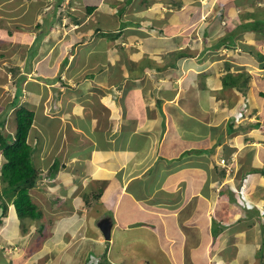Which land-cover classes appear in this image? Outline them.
<instances>
[{"label": "crops", "instance_id": "obj_1", "mask_svg": "<svg viewBox=\"0 0 264 264\" xmlns=\"http://www.w3.org/2000/svg\"><path fill=\"white\" fill-rule=\"evenodd\" d=\"M13 1L10 0V2ZM37 1L45 3L44 0H25L34 7H36ZM82 1L84 3L81 0L76 2V8L79 10L82 5L85 7L84 9L87 7L96 8L97 15L94 21V17L91 18V16L90 20L82 19L81 15L77 14L80 12L74 13L75 11L70 8H67L69 18L66 20L61 13L65 7L64 4L61 10H54L58 15L61 14L62 18L60 16L58 18L54 13L52 15L44 14L43 17L35 10V18L30 22H22L24 29L16 35L22 38L26 36L27 43L35 35L36 49H40L42 56L43 53H46L45 60L38 61L36 66L39 67L36 69H34V63L33 65L28 64L30 57L28 53L27 62L24 63L25 67L21 66L23 69L30 73L36 70L37 74H40L45 65H52L56 61L57 66L61 65L59 71L68 73L70 80L79 79L84 86L83 94L80 93L76 99L68 95L65 102L56 100V104L53 105V113L57 116L51 117L49 114L48 117H45L46 113L42 112L38 114L36 151L39 156H41V151H47V160H53L48 176L58 173L56 170L61 165V157L64 160H72L81 152L89 155L88 150L92 148L91 152L96 149L108 151L103 157L94 156L92 158L97 166L95 170L88 166L87 161L84 177L92 182L98 176L101 179L106 174L114 176L116 186L113 187L111 194L113 200L110 205L107 204L110 195L103 199V188L97 192L92 190L83 193L85 205H87L86 198L92 193L99 194L100 198L95 199V205L91 206V203L87 205L89 211L84 215V218H82V214L79 215L80 221L87 219L88 224L91 225L86 228L81 227L79 233L75 232L77 234L74 236L80 235L82 239L85 238V241L88 240L86 241L88 246L92 245L95 248V256L101 258L106 254L107 261L111 264L129 263L130 260L135 259V252H139L138 256L142 255L140 249L143 246L137 245L134 240L149 246L148 254L153 259V264H207V262L216 264L222 256L228 261V264L230 261L236 262L238 255H230V258L229 253L224 252L226 246L217 244L216 239L213 238L214 231L212 230L218 219L214 218L215 211L211 210L207 199L209 191H212L214 183L220 177L217 161L209 153V151L212 153L210 148L216 146V138L211 136L210 132L213 127L210 120L214 119L218 123V125L215 124L214 129L222 128L224 123L227 125L224 127L228 128L234 120L232 116L236 115L238 113L236 111L242 107L240 104H235L236 106L233 103L230 104L231 102L230 105L227 103V106L221 104V112L211 113V115L208 113L207 116L200 119L198 113L201 111L197 107L202 106V110L205 108V111L211 112L212 105L218 101L217 98L215 100V92L218 88L213 85L216 86L219 77L206 74L207 89L196 87L198 81H192L194 79L192 72L197 71L191 68L188 61L186 69L189 73V82L188 79L186 81L188 87L187 89L182 88L177 101L182 104L183 108L192 110V114H186L183 110L179 111L178 108L171 106L170 100L175 91L170 90H172L171 85L176 78L184 74L183 70L179 68L159 70L160 67L152 61L154 60L153 54L161 59L164 52L177 50L178 47L181 49L184 45L182 37L175 36L185 27L182 25L181 15L178 14V10H185L181 4L182 0L180 2L131 0L128 3L126 0ZM179 4L181 5L179 6ZM246 6L241 3V7ZM49 7L50 5L45 9L41 8L40 12L44 10L42 12L47 13ZM89 14L92 15L93 12ZM198 14L201 16L200 12ZM204 16L205 13L202 17ZM8 17L0 18V38L3 43L7 42V32H12ZM58 21H62V27L55 30L54 27L58 25ZM34 22H36V34H30ZM110 22L113 24H109ZM42 23L43 25H41ZM63 23L67 24L66 27L63 26ZM207 32L213 37L210 30ZM106 34L111 36L108 40L113 39L115 46L99 50L96 47L98 41H104ZM198 42L201 41L198 40ZM201 43H196V48L201 50ZM216 45H203L204 49L202 50H206L208 47L210 51H216L222 47L215 48ZM62 50L66 51L64 55ZM80 51L86 53L85 58L80 55ZM98 53L106 57L92 59L93 55ZM79 56L80 59L77 60ZM16 57L15 54V59ZM155 59L157 60V58ZM202 63L204 62L200 64ZM109 68H117L118 71H109ZM138 70L139 74L136 75ZM146 75L148 79L145 78ZM35 78L36 82L40 80L44 82L34 91V94L39 98L47 93L46 85H54L56 81L60 80V77L53 79L51 75L44 78L35 75ZM155 89L157 90L155 91ZM225 89L230 90L222 86L218 92ZM160 90L171 92V94L166 95L165 93L164 96L163 93H159L160 96H163L161 98L158 95ZM88 97L91 98V105L81 108L88 101ZM160 102L162 105L159 107ZM252 107L257 108L252 105L250 106L251 110ZM78 108L84 112V118L87 119L82 122H85L83 126L86 129L77 127L75 124L81 122L80 115L76 113ZM87 109L89 110L87 111ZM65 112L71 114L70 120L60 119V115ZM223 113L225 115L221 116ZM50 124L52 125L50 126ZM206 124H210L208 128ZM54 125L56 126L55 130L51 129ZM86 132L103 135L90 139V143L78 144V146H87V151L80 150L77 145L71 147L72 145L69 144L71 139L74 136H82ZM202 134L206 135L202 136ZM204 141H210L206 146L209 151H205L207 152L205 156H200L195 147ZM226 154H229L228 150ZM73 162L79 163L78 160ZM56 165L57 168L51 173ZM74 172L75 170L70 171L73 174ZM78 173L81 172L78 171ZM84 177L79 175L76 178H80L84 182ZM105 180L106 177L103 179V186ZM65 181L66 183L74 182V184H71L69 189H62L63 208L65 210L69 207L73 209L74 206L76 211L78 210L76 194L82 188L81 183L83 182L78 183V180L74 178H67ZM57 187L61 188L58 183ZM247 192L250 194V199L246 200L248 208L264 205V194L255 196L249 190ZM66 198L73 199L74 204L72 205V202L67 201ZM117 211H120L121 214L112 218L111 212ZM238 214L235 218L226 219L227 221L234 219L233 224H237L235 229L242 231L239 232L241 234L235 236L236 242L241 247L242 254L240 253L239 260L242 263L248 257V253L254 252V246L260 242L261 237L258 225L253 224L254 219H248V212L245 216L247 220L243 219L244 215L240 219L241 214L239 212ZM99 215L102 216L98 218ZM90 216L92 218L89 220ZM104 219H109L112 223L109 242L105 240L98 227ZM68 224L70 225V223ZM15 225L14 229L10 230L11 236H14V233L18 235L19 227ZM244 226L249 228L244 231ZM1 229L3 230V227H0V234H2ZM91 230L96 233L94 234ZM30 231L27 229L24 232L23 226L22 236L26 234V237H30L27 236ZM245 235L247 236L246 240ZM0 236L5 239L0 241V264H33L35 261L37 262L36 239L25 241L22 246H16L19 249L18 253L22 255L19 258L14 255L17 254L16 252L13 254L7 250L13 244L10 235ZM90 238L97 239L96 243L90 242ZM123 246H128V252L124 250L125 247L123 248L124 256L120 257L118 254L116 256L114 252ZM250 247L253 250H250ZM231 248L233 249V247ZM61 251V254L58 253L60 256L57 254L58 251L54 253V258L59 259L62 264L63 262L69 264L71 255L67 253V250ZM60 257L63 258L60 259ZM22 260H28V263ZM52 262H54L53 258Z\"/></svg>", "mask_w": 264, "mask_h": 264}, {"label": "rangeland", "instance_id": "obj_2", "mask_svg": "<svg viewBox=\"0 0 264 264\" xmlns=\"http://www.w3.org/2000/svg\"><path fill=\"white\" fill-rule=\"evenodd\" d=\"M45 3H42L40 1L36 2V13L37 14H44L42 11L40 12V9H45L46 6H49V10L47 14L54 13L55 16L62 18V15H64V18L68 20L69 10H62L61 14H57L54 12L56 0H44ZM63 1V0H62ZM79 0H71L69 3L65 4L67 8H70L72 11H75L74 13H77L79 16L81 15V18L86 20H90L93 18V21L95 20V17L97 15V9L93 11V14L90 15L89 12L84 9L85 7L82 5L79 10L76 8V2ZM92 1V0H87ZM131 0H126V3L130 2ZM169 1V0H168ZM180 2L181 0H172ZM22 0H14L13 2H10V0H0V18L2 16H9L16 19L18 22H30L32 21L36 14H35V7L31 4L27 3H21ZM81 2H83L81 0ZM183 7H185V10H178V14L181 15V21L183 22L182 25L185 27L179 31L175 36L182 37L184 40V45L180 49L179 47L174 49V51L179 50H188L190 55L189 57H186L185 59H180L178 61L179 69H182L184 74H182L181 77L176 78L175 82L172 83L170 91L173 92V97L170 100L171 106H174L175 108H178V110H183L186 114H192V110H187L186 107L183 108L182 104H180L177 101V97L179 92H181L182 88L187 89L188 85H186V81L188 79L189 82V73L186 71L187 69V62H190V66L192 69H195L197 72H200L202 75L205 74H211L212 76L216 75L219 77L218 83L213 85V87L218 88L215 92V100L217 98L218 101L214 105H212L213 110L211 112L202 110L201 107H197L199 109L198 114L200 115V119L203 116L211 115V113H219L221 112V104L224 106L232 104L233 105H239L243 108V104L246 102L247 107L245 108L247 114L251 117H244L241 115L240 110H237L238 112L236 114V118L233 120V129L236 131L234 133H229V128H226L227 125L224 123L222 128L214 129L218 125L217 122L214 121V119L210 120V124H212L213 127H211V133L214 138H216V146L211 147L212 150L209 151L206 147L208 146V143L210 141H204L203 143L197 145L195 147L196 150H198V153H200V156H205L207 152L209 151L210 155L215 158L217 163L221 160V158H226L228 156V159L230 162L233 163L232 166V172L229 174H226V179H217L212 188V191H209V198L207 199V202L211 206V210L215 211L214 218L218 219L217 224L215 228H213L212 231H214V239H216V243L220 245H224V252L229 253L228 256H237V261H230L229 264H262V255L259 251L261 248V244H263L264 239V205H261L259 207L254 208H248L246 206V200L250 199V194L245 190L249 186L250 193L252 192L255 196L264 194V175H261V173H257L253 177V170L254 169H262L264 170V99L260 98L258 96V91L263 90L264 87H254L253 86V80L259 81L261 83H264V62L261 63L259 66V63L257 59H255V56H251L249 52L257 53H264V34H254V33H240L237 38L236 42L238 43L234 48H227L225 46L220 47L216 51L212 50L210 51L207 46L216 45L217 43L222 42L227 38V36L235 31L234 28L238 27L240 23H248V22H254V17L250 18L249 20L246 18L241 19V16H247L249 13H255L258 15L259 18H261L260 14L262 15V18L264 17V0H182ZM62 3H65L64 1ZM84 3V2H83ZM229 3H233V7H229ZM241 3L243 5H247L246 7H241ZM251 3L253 6H251ZM179 4V6L181 5ZM189 6V7H188ZM62 8V6H60ZM176 10V9H175ZM83 11V13H81ZM253 11V12H252ZM200 12V15L198 14ZM205 13V16L202 17ZM44 17V15H42ZM207 17V18H206ZM211 20V21H210ZM246 21V22H245ZM109 24H113L110 22ZM136 26L138 24L136 23ZM209 27V29H208ZM55 30H59L57 26L54 27ZM143 29V28H142ZM237 29V28H236ZM144 30V29H143ZM208 30L212 32L211 37L208 34ZM243 30V29H241ZM205 35L203 36V34ZM32 34V32H31ZM106 39L104 41H98V44L96 47H98L99 50H105L108 46H115L113 43V39L110 41L108 39L111 38L109 34L104 35ZM22 37H15L13 39L12 43L9 45H6V51L5 53L10 55V61L7 65H4L3 63H0V115L5 111V109L8 107V102L12 101L14 99V93L16 91V86L12 82V78H10L9 75V68L10 67H17L14 68V70H18L17 65H21L23 68L24 63L26 64L28 59V53L29 54H37L32 60V65L34 63V69H36L39 66H36L38 61L42 62L45 60V54L42 56L40 49H36V39L35 35H33L30 38L29 43L27 39ZM33 39L35 40V43L33 42ZM200 40L201 42H198ZM172 41V40H171ZM196 43H201L202 49L203 45H207L206 50H202L200 55V49L196 48ZM243 45L244 48L241 46ZM66 48L65 46H63ZM249 49V50H248ZM246 50V51H245ZM63 51L66 53L65 50ZM65 51V52H64ZM174 51H167L164 52V55L161 56V59L156 56V54H153L154 63H156L159 67L166 66L170 61L175 60V54ZM249 51V52H248ZM15 53L17 55L16 59L15 57L11 56V54ZM22 55V57H21ZM80 55H82L83 58L86 57V53L80 51ZM204 55V57H203ZM105 55H102L100 53L94 54L92 59L101 58L104 59ZM156 56V57H155ZM61 57V56H60ZM106 57V56H105ZM164 57V59H162ZM157 58V60L155 59ZM15 59V60H14ZM80 59V56L77 60ZM199 59V60H198ZM52 61V59H50ZM54 61V60H53ZM201 62H204L200 64ZM192 63V64H191ZM200 64V65H199ZM16 65V66H15ZM61 65L56 64V61H54V64L45 65V68L43 72L40 74H37V71L34 70L32 73L27 74V82L23 84V91L26 92L23 94L21 103L26 106V104L31 105L30 109L33 111L40 113L43 111V113H46L47 115L51 114V117L57 116V114L53 113V105L56 104V100L59 102L62 100L65 102L67 96H72L74 99L79 97L80 93L83 94L84 86L81 84V81L77 78L68 79V73L59 71ZM22 68V69H23ZM230 68V69H229ZM248 68V69H247ZM48 69H52L49 71ZM102 69V68H101ZM229 69V70H228ZM24 70V69H23ZM22 70V71H23ZM113 70V72L118 71L117 68H109V71ZM26 71V69L24 70ZM231 71L234 76L236 75H243L244 73H250L251 76V82H249V88L248 93L246 95H243L241 92H238L235 88H232L230 90H221L223 86V78L228 74V72ZM69 72V70H67ZM136 75L139 74V70L135 73ZM35 75H40L41 77L49 76L51 75L53 79H58L60 77L59 81H56L54 85H46L47 93H44L40 98L34 94V91H36V88L43 85L44 82L42 80L36 82ZM194 75V74H192ZM146 79H148V76H145ZM191 78V77H190ZM193 78V76H192ZM244 78V77H243ZM241 79V81L243 80ZM28 81L31 83L29 86H26ZM144 81V79H143ZM193 81V79H192ZM198 81V84L196 83V87L200 86V81ZM204 81L206 82V79L204 78ZM37 84V87H36ZM195 85V83H194ZM241 85L244 86V82L242 81ZM160 89H163L160 87ZM33 90V91H32ZM157 89H155L156 91ZM161 91V92H160ZM159 93H163L165 96L168 94V91L164 92L165 90H160ZM58 97V98H57ZM159 97L163 98V96ZM221 98V99H220ZM251 98V99H250ZM254 98V99H253ZM253 99V100H252ZM57 101V102H58ZM250 101L252 105H255L257 107L256 112H252L250 109ZM231 102V103H230ZM91 98L88 97V101L82 105L81 108L84 106L91 105ZM230 103V104H229ZM192 105V104H190ZM235 105V106H236ZM245 105V104H244ZM249 105V106H248ZM69 106V105H67ZM194 106V105H192ZM79 107V106H78ZM211 107V108H212ZM45 108V109H43ZM43 109V110H42ZM89 109H87L88 111ZM205 111V113H204ZM217 111V112H216ZM219 111V112H218ZM182 112V111H181ZM76 113L80 115L81 122H76L77 127H83L85 124L82 123L83 121H86L87 119L84 118V112H82L81 109H77ZM38 115V114H37ZM225 113H223L221 116H224ZM60 119L67 121L70 120L71 114L68 112H65V114L60 115ZM36 116H35V124L32 126V130H36L34 127L36 125ZM15 110H11L9 114L7 115V119L5 122V125L3 128L0 127V133H14L15 132ZM242 122V123H241ZM253 123V122H260L261 127L257 130H241L239 128L240 125L242 127H245L247 123ZM44 124V122L42 121ZM206 123V122H205ZM205 123H203L205 125ZM210 124H206V127L208 128ZM52 124H50L51 126ZM232 127V123H230ZM226 126V127H224ZM56 126L54 125L51 127V129L55 130ZM50 129V128H49ZM86 129V128H85ZM207 130V129H206ZM227 130V131H226ZM90 135V136H89ZM103 134H96L94 132L88 134V132L82 134V136H74L69 144L73 146L78 144H84V143H90L91 140L95 137H99ZM206 134H202V136H205ZM33 131L30 134L29 142H32L33 138ZM247 141H245V140ZM213 141V140H212ZM214 141V142H215ZM211 144V143H210ZM80 150H86L87 146H78ZM92 149H89V155L85 152L79 153L77 157L72 158V160H64L61 157V165L56 170L55 175L48 176L49 169L52 165V161H48L47 159V151H41V156L38 154H34V163L37 165L38 168H42V180L39 182L37 188L31 190V196L33 198L34 203L38 206V209H40L43 213V217L40 221H34L30 219H24L20 220L13 210V204L9 202L7 215L1 218V224L0 227H3V230L1 229L2 234H9L11 237L12 247H9L7 250L11 253L16 252L19 258L22 257L21 253L19 254V249L16 248V246L22 244L25 241H34L36 239V257H38L37 262L35 261L33 264H62V262L58 259L54 258V253L57 254L61 252H64L67 250V253L71 255L70 263L69 264H90L92 260L95 258V248L92 245L88 246V240H84L85 238H81L80 235L74 236V234H77L75 232L79 233V229L81 227L86 228L87 226L91 225L88 224L87 219L84 221H80V216L82 214V218H84V215L88 213L89 207L85 205L84 203V196L83 193L90 192L94 190L95 192L101 190L103 191L102 197L109 199V202L107 204H111L113 197H112V190L115 185V179L114 176H111L110 174L103 175L102 179L100 176L93 179L92 182L89 180H86L84 175L85 173V165L88 161V166L91 167L93 170L97 169L96 163L93 162L92 158L94 156L96 157H103L106 152L103 149H96L91 152ZM227 150L229 151V154L227 155ZM87 151V150H86ZM91 152V153H90ZM204 153V154H203ZM203 154V155H202ZM230 156V157H229ZM45 157V158H44ZM78 160L79 163H74L73 161ZM205 161V159H203ZM63 163V164H62ZM47 164V165H45ZM45 165V166H44ZM44 166V167H43ZM71 170H75L74 174L70 173ZM81 172V173H78ZM252 172L250 174L249 172ZM248 173V174H247ZM73 174V175H72ZM75 175V176H74ZM79 175L84 177V182L81 181L80 178H76ZM99 175V174H98ZM111 178H108L110 177ZM246 176V178H243ZM251 176V178H250ZM71 179H77L78 183H81L82 188L77 192V203H78V210L75 211V208L73 206L72 208L64 209V200L62 199V189L66 190L69 189L71 184H74V182L66 183L65 179L67 178ZM106 177L104 186H103V179ZM254 178L258 179L255 180ZM252 182H258L254 185H252ZM57 183L61 186L60 189L57 187ZM66 184V185H65ZM4 186L2 183L0 185L1 189ZM116 193V192H115ZM74 198V200L76 199ZM67 201L73 203V199L66 198ZM214 199V201H213ZM213 201V202H212ZM91 206L95 203V199L90 200ZM95 205V204H94ZM69 210V211H68ZM238 212L241 214V216L244 215L243 219H245V216L248 212V219H254L253 224H257L259 227V234L261 237V240L259 243L255 244V250L252 253H248V257H246V260L244 262H240L239 257L242 254L240 244L236 242L235 236L237 234H241L235 228V225L232 221H227L226 218L233 217L235 218L236 215H239ZM94 213V212H93ZM121 212H111V217L119 216ZM254 215V216H253ZM102 215H99L98 218H100ZM92 218H88L89 220ZM61 219V220H60ZM69 219V220H68ZM55 220V221H54ZM63 220V222H62ZM247 220V219H245ZM70 221V222H68ZM80 221V226H79ZM72 222V223H71ZM70 223V225L68 224ZM263 223V224H262ZM18 225L19 229H17V234L14 233V236H11L12 232L10 230L14 229V225ZM43 224V227L41 228V225ZM15 225V226H16ZM25 226L26 229L34 230L30 231L26 237V234L22 236V227ZM52 226V227H51ZM240 226V225H239ZM34 227V229H33ZM51 227V229H50ZM99 227V226H98ZM247 226H244V231L247 230ZM64 229V230H63ZM76 229V230H75ZM100 229V228H99ZM234 229V230H233ZM94 234L96 233L94 230H91ZM25 232V230H24ZM40 232V233H39ZM101 232V230H100ZM102 233V232H101ZM216 234V235H215ZM253 234V233H252ZM212 238V234H209ZM262 235V236H261ZM88 236H90V233H88ZM104 237V236H103ZM140 238V237H139ZM20 239V241H19ZM247 239V236L245 235V240ZM5 240L2 236H0V241ZM7 240V239H6ZM97 239L90 238V242L96 243ZM135 243L139 246H143L142 249H140V252L142 255H139V252L136 253V257L133 260H130L129 263L126 264H153V259L148 254V245H143L138 242V240H134ZM238 244L234 245L233 244ZM264 245V244H263ZM126 247V248H125ZM135 247V246H134ZM233 247V249L231 248ZM123 248L126 252H128V246L119 247V250L114 252V254L117 256V254L122 257L124 256ZM250 250H253L252 247H250ZM102 249V248H101ZM244 250V249H243ZM263 253H264V247H263ZM61 254V253H60ZM58 254V256H60ZM92 254V255H91ZM93 256V257H92ZM230 256V258H231ZM52 258L54 259V262H52ZM63 257H60V259ZM66 258V257H65ZM229 258V260H230ZM69 259V258H68ZM26 263H28V260H22ZM64 264V262H63ZM208 264V262H207ZM211 264H215V262H212ZM216 264H228V261L225 260L224 256L219 260V262H216Z\"/></svg>", "mask_w": 264, "mask_h": 264}, {"label": "trees", "instance_id": "obj_3", "mask_svg": "<svg viewBox=\"0 0 264 264\" xmlns=\"http://www.w3.org/2000/svg\"><path fill=\"white\" fill-rule=\"evenodd\" d=\"M229 7H233V3H229ZM252 5V4H251ZM88 11L91 13L94 10V7H87ZM253 12V11H252ZM259 15V13H258ZM255 13H249L247 16H241V19L246 18L249 20L250 18L254 17V22H246V23H240L238 27L234 28L235 31L231 32L225 40L218 43L215 48H218L220 46H225L227 48H234L238 43L236 42V38L240 33H254V34H264V17L262 18L263 14H260L261 18L258 17ZM243 29V30H241ZM241 49L244 48L243 45H240ZM244 49H247L246 47ZM249 50V49H248ZM246 51V50H245ZM249 52V51H248ZM175 54V60L170 61L164 68H161L159 70H166V69H177L179 68L178 62L180 59H185L186 57L191 56L189 51L186 50H179L174 51ZM251 56H255L254 58L257 59L259 66L262 62H264V53H257L249 52ZM33 57V54L29 57L28 64L31 63V59ZM230 69V68H229ZM228 69V70H229ZM248 69V68H247ZM193 80H199L201 88H206V82L204 81V78L206 76L202 75L200 72H192ZM208 75V74H207ZM244 77V78H243ZM243 78L244 86L241 85ZM26 79V76L22 75L19 79L18 83H16L17 87V93L16 97L13 99L11 105L9 106V109L15 108V123H16V130L15 133H0V185L3 183L4 186L0 187V222L1 217H4L7 214L8 211V205L9 202H11L14 205L17 217L20 220L24 219H30V220H36L40 221L43 217V213L40 209H38V206L36 203H34L33 198L31 196V190L37 188L39 182L42 180V170L37 167V165L34 163V153L36 150V145H34L33 138L36 139V130L33 133V138L31 139L33 143H30L29 138L30 134L32 133V126L34 125L35 120V112L30 110L28 106L26 105H19L20 103V97L22 95V82ZM223 86L224 88H235L238 92H241L243 95H246L248 93L249 88V82H251V76L250 73H244L243 75H236L234 76L231 71L228 72V74L223 78ZM253 86L258 87H264V83H261L259 81L253 80ZM258 96L260 98L264 99V91L259 90ZM245 104V105H244ZM242 106L243 108L239 109L241 114L245 117L247 116V113L245 111V108L247 107V103L245 102ZM251 104V102H250ZM161 102L159 103V107L161 106ZM249 106V105H248ZM9 109L5 112V114L0 115V127L3 128L6 122V115L8 114ZM252 112H256L257 108L252 107ZM253 113H250L251 117ZM233 121H232V127L229 125V133H234L236 130L233 129ZM261 127L260 122H253V123H247L245 127H242V125L239 126L241 130H257ZM35 134V135H34ZM230 157V156H229ZM57 168V165L54 166V169L51 170V173L54 172V170ZM218 168V175L221 178V180L226 179V171L224 169ZM253 177L257 173H261V175H264V170L262 169H254L253 170ZM252 174V172H249ZM50 174V173H49ZM248 174V173H247ZM243 178H246L244 176ZM251 178V176H250ZM255 180H258L254 178ZM258 182H252V185L256 184ZM249 190V188L247 189ZM98 200L100 198V195L97 193H92L90 196L86 198V204H90L91 199ZM1 224V223H0ZM264 226V225H263ZM43 227V224L41 225V228ZM24 230H27L24 226ZM264 233V232H263ZM216 235V234H215ZM264 239V236H263ZM264 244V242H263ZM261 244L260 252L262 255V264H264V253H263V247L264 245ZM99 264H107L104 262V259Z\"/></svg>", "mask_w": 264, "mask_h": 264}, {"label": "clouds", "instance_id": "obj_4", "mask_svg": "<svg viewBox=\"0 0 264 264\" xmlns=\"http://www.w3.org/2000/svg\"><path fill=\"white\" fill-rule=\"evenodd\" d=\"M57 2H56V4H55V9L54 10H56V9H58V10H61V8H60V6H62L63 7V5L64 4H67V3H69V1H71V0H63L65 3H62L63 1L62 0H56ZM21 3H27V2H25V0H22V2ZM27 4H31V3H27ZM32 5V4H31ZM34 6V5H33ZM96 8H94V10H95ZM35 10H36V7H35ZM62 10H68L67 9V7H66V5H65V7H64V9H62ZM86 10H88V9H86ZM93 10V11H94ZM92 11V12H93ZM48 12V11H47ZM89 12V11H88ZM91 12V13H92ZM90 13V12H89ZM44 14H47V13H44ZM44 14H42V15H44ZM59 18V17H58ZM7 20L11 23L10 24V26H11V30H12V32H7V38H6V43H3V42H1V38H0V63H3L4 65H7L8 64V62L10 61V55H8V54H6L5 53V51H6V45H9L10 43H12V41H13V39H15V37H17L16 35L17 34H20V31L22 30V29H24V25H23V23L22 22H18V21H16V19L15 18H13V17H8L7 18ZM64 20V19H63ZM36 22H34L33 23V25L32 26H34L33 28H31L30 29V34H31V32L32 33H35L36 34ZM46 24V23H45ZM41 25H43V23L41 24ZM66 23H63V26L64 27H66ZM27 26V25H26ZM57 27H58V29H60L61 27H62V21H58V25H57ZM35 39H36V37H35ZM34 42H35V40H34ZM30 56H31V54H29ZM35 53L33 54V57H32V59H31V61L33 60V58L35 57ZM11 56H13V57H15V53H13V54H11ZM21 57H22V55H21ZM178 62V61H177ZM32 63V62H31ZM16 66V65H15ZM19 68H18V70H14V68H17V67H10L9 68V75H10V78H12V82L14 83V85L15 86H17L16 85V83H18V81H19V79L21 78V76L22 75H24V76H26V79L22 82V88H23V84L25 83V82H27V74L28 73H30L29 71H24L23 69H22V67H21V65H17ZM23 70V71H22ZM29 84H31L29 81H28V83H27V85L26 86H29ZM22 95H21V97H20V103H19V105H23L22 103H21V99H22V96H23V94L24 93H26V92H24L23 91V89H22ZM16 93H17V87H16V91H15V93H14V98L16 97ZM13 101V100H12ZM12 101H10V102H8V107L5 109V111L1 114V115H3V114H5V112L9 109V106L11 105V103H12ZM27 106H28V108L30 109V106L31 105H29V104H26ZM15 110V108H11V109H9V111H8V114H9V112H11V110ZM43 109H45V108H43ZM30 110H32V109H30ZM33 111V110H32ZM246 111V110H245ZM35 112V111H34ZM42 113H43V111H41ZM247 113V112H246ZM7 114V115H8ZM37 114H39L38 112H36L35 113V116L36 117H38V115ZM7 115H6V119H7ZM242 115V114H241ZM49 115H45V117H48ZM242 116H244V115H242ZM247 116H248V114H247ZM246 116V117H247ZM234 119L236 118V115H233L232 116ZM245 117V116H244ZM48 119V118H47ZM14 121H15V119H14ZM35 121V120H34ZM36 121H37V118H36ZM242 123V122H241ZM34 124H35V122H34ZM35 128H36V125L34 126ZM15 130H16V124H15ZM34 131H35V129L33 130V133H34ZM32 132V131H31ZM15 133V132H14ZM14 133H12V134H14ZM35 135V134H34ZM36 137V136H35ZM32 140H34V145H36V139L35 138H33ZM35 153L37 154V151L35 150ZM34 153V154H35ZM222 159H224L226 162H225V164H223L222 163ZM217 165L219 166V168L220 169H224L225 171H226V174L227 173H231L232 171V166H233V163L232 162H230L229 161V159H228V157H226V158H221V160L219 161V163H217ZM39 169H41L42 170V168H39ZM221 179V178H220ZM245 190H247V189H245ZM9 206V205H8ZM13 210H14V213L16 214V211H15V208H14V205H13ZM7 215V214H6ZM16 216H17V214H16ZM2 218V217H1ZM107 220H109V219H107ZM109 222H110V220H109ZM111 223V222H110ZM112 224V223H111ZM103 234V233H102ZM104 236V235H103ZM105 238V237H104ZM106 240V239H105ZM111 240V239H110ZM110 240H106V241H110ZM93 257V256H92ZM103 259H104V262L105 263H107V264H111L110 262H108L107 261V255L106 254H104L101 258H98L97 256H95V258H94V260H92L91 262H90V264H99V263H101L102 261H103Z\"/></svg>", "mask_w": 264, "mask_h": 264}, {"label": "water", "instance_id": "obj_5", "mask_svg": "<svg viewBox=\"0 0 264 264\" xmlns=\"http://www.w3.org/2000/svg\"><path fill=\"white\" fill-rule=\"evenodd\" d=\"M99 228L101 232L103 233L104 237L106 240L111 239V229H112V224L109 222V220L104 219L99 223Z\"/></svg>", "mask_w": 264, "mask_h": 264}, {"label": "built area", "instance_id": "obj_6", "mask_svg": "<svg viewBox=\"0 0 264 264\" xmlns=\"http://www.w3.org/2000/svg\"><path fill=\"white\" fill-rule=\"evenodd\" d=\"M225 162H226V161H225L224 159H222V163L225 164Z\"/></svg>", "mask_w": 264, "mask_h": 264}, {"label": "bare ground", "instance_id": "obj_7", "mask_svg": "<svg viewBox=\"0 0 264 264\" xmlns=\"http://www.w3.org/2000/svg\"><path fill=\"white\" fill-rule=\"evenodd\" d=\"M126 205V204H125Z\"/></svg>", "mask_w": 264, "mask_h": 264}]
</instances>
